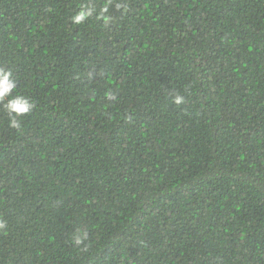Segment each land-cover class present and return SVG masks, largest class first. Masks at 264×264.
Masks as SVG:
<instances>
[{
    "label": "trees",
    "instance_id": "1",
    "mask_svg": "<svg viewBox=\"0 0 264 264\" xmlns=\"http://www.w3.org/2000/svg\"><path fill=\"white\" fill-rule=\"evenodd\" d=\"M104 2L0 0V264H264V0Z\"/></svg>",
    "mask_w": 264,
    "mask_h": 264
},
{
    "label": "clouds",
    "instance_id": "2",
    "mask_svg": "<svg viewBox=\"0 0 264 264\" xmlns=\"http://www.w3.org/2000/svg\"><path fill=\"white\" fill-rule=\"evenodd\" d=\"M115 7L116 10L127 11V0H105L104 4L97 10L94 4L81 5L80 10L75 15L70 17L73 25H82L93 15L98 20H102L105 24H109L112 21V17L108 15L111 7ZM17 79L11 69L0 68V105L9 115V127L18 129L21 127L20 120L17 117H23L31 112L35 107V102L29 97L16 92ZM15 93V94H14ZM105 98L109 101L115 99V96L111 92L105 93ZM174 102L180 105L184 102L182 96L177 95L174 98ZM7 222L0 218V230H6ZM89 234L86 229H76L71 234V242L82 252H87L89 245Z\"/></svg>",
    "mask_w": 264,
    "mask_h": 264
}]
</instances>
